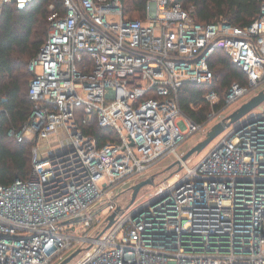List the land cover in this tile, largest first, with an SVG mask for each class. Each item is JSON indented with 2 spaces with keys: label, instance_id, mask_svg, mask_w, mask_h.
<instances>
[{
  "label": "built area",
  "instance_id": "1",
  "mask_svg": "<svg viewBox=\"0 0 264 264\" xmlns=\"http://www.w3.org/2000/svg\"><path fill=\"white\" fill-rule=\"evenodd\" d=\"M34 1L0 0V11ZM47 8V36L28 61L33 109L8 130L36 142L26 178L0 183V264H60L77 249L73 264H264V101L194 165L178 152L264 91V0L243 26L195 21L180 0H145L143 17L125 15L122 0ZM218 49L247 80L195 121L179 105L181 87L212 82ZM203 98L218 95L211 87ZM91 121L116 139L99 144L82 129ZM60 131L64 144L38 148ZM168 155L182 173L117 202Z\"/></svg>",
  "mask_w": 264,
  "mask_h": 264
},
{
  "label": "trees",
  "instance_id": "2",
  "mask_svg": "<svg viewBox=\"0 0 264 264\" xmlns=\"http://www.w3.org/2000/svg\"><path fill=\"white\" fill-rule=\"evenodd\" d=\"M195 21L211 22L220 18L243 26L258 15L262 0H180ZM50 0H35L23 9L4 4L0 11V183L9 184L15 178H26L31 164L32 141H17L8 130H18L33 109L28 85L33 73L28 61L47 36V8ZM125 15L144 16L145 0H122ZM213 80L210 84L184 83L179 94L182 111L195 121H201L213 107L218 109L227 87L234 81L246 82L245 73L231 63L220 49L210 58ZM214 88L218 99L210 104L203 96ZM85 133L93 134L102 144L116 139L109 127L91 121L82 125Z\"/></svg>",
  "mask_w": 264,
  "mask_h": 264
},
{
  "label": "rangeland",
  "instance_id": "3",
  "mask_svg": "<svg viewBox=\"0 0 264 264\" xmlns=\"http://www.w3.org/2000/svg\"><path fill=\"white\" fill-rule=\"evenodd\" d=\"M48 28V24H47ZM238 103L233 104L228 110H231L237 106ZM233 126V124L224 129L222 132H220L212 141H210L200 152H194L192 153L188 158H186L185 162L189 165L192 166L194 165L197 161H199L207 152L208 150ZM12 135V134H9ZM54 138H52L49 143L46 141H42L38 143V148L42 149L44 146L47 147V149H56L60 144H64L66 140V134L62 133L61 131L56 133ZM32 141V145L35 144V139L34 138H27ZM201 136L198 134L191 135L184 143L181 144V146L178 148V152L184 151V153L192 147L195 143H197L199 140H201ZM175 157L173 155H168L164 159H162L160 162H158L153 170L152 173L154 174V183H158L159 181L165 179L166 177L172 175L175 172L182 173L180 171L178 164H172L175 162ZM172 164V165H171ZM171 165V166H170ZM170 166V167H168ZM152 185L147 184L143 187L140 188L139 193L142 194L144 191L150 189ZM131 198V190H125L117 198V202H119L122 205H126ZM84 252L82 250L81 252L77 253L74 257L71 258L69 262L66 264H73Z\"/></svg>",
  "mask_w": 264,
  "mask_h": 264
},
{
  "label": "water",
  "instance_id": "4",
  "mask_svg": "<svg viewBox=\"0 0 264 264\" xmlns=\"http://www.w3.org/2000/svg\"><path fill=\"white\" fill-rule=\"evenodd\" d=\"M264 101V91L261 90L257 94L253 95L250 97L248 100L243 102L239 107H237L235 110H233L228 116V120H224L222 122H217L214 124L206 133L205 137L201 140H199L197 143H195L192 147H190L181 157L182 161H185L186 158H188L192 153L194 152H200L210 141H212L220 132H222L225 127L229 126L231 123L242 117L245 113H247L249 110L252 108L256 107L259 105L261 102ZM178 164L179 168L181 166L179 160H175L174 163L172 164ZM171 164V165H172ZM170 165V166H171ZM168 166V167H170ZM153 177H147L143 180H140L139 182L135 183L131 187V198L130 202L133 201L140 190L141 187L150 184H153ZM114 216V213L110 214L108 217L109 223L112 221ZM80 250L77 249L74 252H72L70 255H68L64 260L61 261L60 264H66L71 260L72 257H74Z\"/></svg>",
  "mask_w": 264,
  "mask_h": 264
},
{
  "label": "crops",
  "instance_id": "5",
  "mask_svg": "<svg viewBox=\"0 0 264 264\" xmlns=\"http://www.w3.org/2000/svg\"><path fill=\"white\" fill-rule=\"evenodd\" d=\"M52 138H54V136H50V137L48 138V141H50Z\"/></svg>",
  "mask_w": 264,
  "mask_h": 264
}]
</instances>
